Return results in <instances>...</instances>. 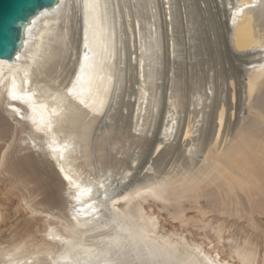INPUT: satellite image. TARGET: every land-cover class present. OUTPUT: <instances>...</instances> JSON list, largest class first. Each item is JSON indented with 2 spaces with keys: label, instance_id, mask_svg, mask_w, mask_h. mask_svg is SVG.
<instances>
[{
  "label": "bare ground",
  "instance_id": "bare-ground-1",
  "mask_svg": "<svg viewBox=\"0 0 264 264\" xmlns=\"http://www.w3.org/2000/svg\"><path fill=\"white\" fill-rule=\"evenodd\" d=\"M138 1L61 0L27 27L19 59L0 60V105L27 124L29 131L22 141H28L52 165L64 186L60 190L66 202L62 208L58 194L48 189L42 168L31 157L13 163L6 171L10 176L7 186L12 189L22 184L23 191L15 196L37 224L0 243V264H230L180 233L158 231L155 213L145 207V201H173L177 220L185 219L181 202L189 197L194 201L212 197L227 209L246 195L252 214L264 209L263 101L253 120L240 125L224 149L217 147V141L205 145L202 166L186 165L173 173L135 180L134 155L130 158L133 164L126 163L118 180H112V162L106 160L110 150L116 149L127 132L142 138L158 111L157 87L152 82L161 61L160 22L155 18L149 23L147 36L140 27L137 31L130 23L129 7ZM228 5L231 41L240 53H253L246 73L257 70L264 75V0H234ZM125 18L134 52L125 47ZM86 30L89 49L84 47ZM129 70L137 74L138 90L134 101L125 103L122 88ZM63 72L66 76L60 80ZM74 84L75 97L68 92ZM258 89L259 93L264 89V79ZM192 106L190 115L203 119L204 105ZM125 110L126 120L119 127ZM161 114L159 134L165 140L174 133L176 116L164 109L157 112ZM193 121L190 117L187 127ZM229 136L227 132L226 140ZM9 148H0V174L7 165ZM187 148L190 155L198 154L195 144ZM30 184L36 186L30 189ZM43 194L46 210L43 201L35 203ZM115 210L121 218L119 227L111 223ZM10 218L0 210V222ZM216 234L222 239L221 232ZM240 241L229 249L234 264H255V243L245 237Z\"/></svg>",
  "mask_w": 264,
  "mask_h": 264
},
{
  "label": "rangeland",
  "instance_id": "rangeland-1",
  "mask_svg": "<svg viewBox=\"0 0 264 264\" xmlns=\"http://www.w3.org/2000/svg\"><path fill=\"white\" fill-rule=\"evenodd\" d=\"M231 2L234 0H139L138 3L132 2L134 5L130 4V23L137 27V31L140 27L143 36L148 35V25L155 18L157 24L160 22L161 61L152 83L157 87L154 90L159 102L157 110H169L176 120L173 135L169 133L165 140L163 134H159L163 116H157L158 111L152 116L142 138H133L128 132L122 136L116 149L110 150L111 157H106L108 162H112L109 174L112 180H118L126 163L133 164L130 158L134 155L137 157V167L133 172L136 173L135 180L158 176L163 172L173 173L186 165L202 166L204 147L208 142L217 141V147L224 149L237 134L238 127L253 120L255 109L262 106V101L264 103V89L261 93L258 91L264 75L257 70L246 73L247 63L253 60L250 54L253 53H240L230 39L226 7ZM125 23V47L128 49L131 47L128 38L131 37L127 18ZM128 50L134 52L135 49L131 47ZM65 76L66 72L61 73L60 80ZM122 89L124 102H133L134 92L138 90L136 72H126ZM261 96L263 100H260ZM195 103L201 104V107L204 105L205 112L201 111L203 119L196 118L194 113L190 115L189 110ZM126 112H123L124 118L119 121V127L126 120ZM190 117L194 121L187 127ZM21 130L25 132L21 133ZM188 130L189 134L185 136ZM28 131L27 124L18 122L15 115H10L6 107L0 105V148L10 147L6 150L7 165L0 174V210L3 215L9 213L11 217L0 222V243L11 241L23 229L37 224L36 219L20 207L19 197L15 196L23 189L22 184L12 189L7 186L10 176L6 171H10L19 158L28 156L35 165H40L43 171L41 177L43 181H48V189L58 194L62 208L66 205L61 197L64 186L52 165L39 156L33 145L22 141ZM227 132L230 136L226 140ZM37 142L40 145V141ZM192 143L198 151L196 156L188 152L187 145ZM150 168L152 170L148 171ZM28 170L31 172L32 169ZM26 171L22 174L26 175ZM96 173L102 174L99 170ZM35 186L30 184L29 188ZM39 201L44 202L43 209L46 210V194L39 196L35 203ZM144 205L155 213L157 230L162 233H180L188 242L199 243L213 255L217 253L218 258L230 261V264L236 260L232 259L229 249L239 244L241 237L249 238L257 247L255 264L264 262V209L252 214L246 195H241L240 203L236 202L227 209H223L219 201L215 202L212 197H202L197 201L191 197L184 198L181 205L185 209V219H193L188 223L185 219L173 218V201L148 198ZM203 222L206 226L201 229ZM220 228L222 239L216 234L220 233Z\"/></svg>",
  "mask_w": 264,
  "mask_h": 264
},
{
  "label": "water",
  "instance_id": "water-1",
  "mask_svg": "<svg viewBox=\"0 0 264 264\" xmlns=\"http://www.w3.org/2000/svg\"><path fill=\"white\" fill-rule=\"evenodd\" d=\"M61 0H0V60L14 62L24 46L26 29Z\"/></svg>",
  "mask_w": 264,
  "mask_h": 264
},
{
  "label": "snow or ice",
  "instance_id": "snow-or-ice-1",
  "mask_svg": "<svg viewBox=\"0 0 264 264\" xmlns=\"http://www.w3.org/2000/svg\"><path fill=\"white\" fill-rule=\"evenodd\" d=\"M91 7H95L94 5ZM43 15V13L41 14ZM33 24L35 23V21L32 22ZM29 31H31V29H29ZM84 40H85V44L84 47L85 49H89V44H88V34H87V30L85 31V36H84ZM17 59H19V57H17ZM84 60L87 62L89 60V55H88V51H86L84 53ZM0 63H3V61H0ZM84 71V65L81 66V72ZM77 80H79V77L77 78ZM68 92L70 94V96L75 97L77 95L76 93V88H75V84L73 85L72 88L68 89ZM80 103H84L83 100L80 101ZM101 187H103V185H101ZM115 215H113V217L111 218V223L113 225H117L118 227L121 225V218L118 214V210H115ZM117 264H119V262H117Z\"/></svg>",
  "mask_w": 264,
  "mask_h": 264
}]
</instances>
